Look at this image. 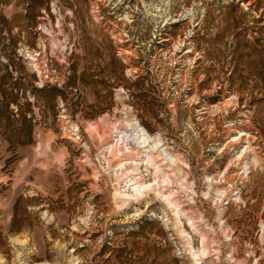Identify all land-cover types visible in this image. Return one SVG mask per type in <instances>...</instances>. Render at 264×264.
Listing matches in <instances>:
<instances>
[{
    "label": "rangeland",
    "instance_id": "374dc122",
    "mask_svg": "<svg viewBox=\"0 0 264 264\" xmlns=\"http://www.w3.org/2000/svg\"><path fill=\"white\" fill-rule=\"evenodd\" d=\"M228 1L0 0V264H264V0Z\"/></svg>",
    "mask_w": 264,
    "mask_h": 264
},
{
    "label": "trees",
    "instance_id": "16d2710c",
    "mask_svg": "<svg viewBox=\"0 0 264 264\" xmlns=\"http://www.w3.org/2000/svg\"><path fill=\"white\" fill-rule=\"evenodd\" d=\"M243 1H247V0H243ZM239 2V1H238ZM235 0H231L227 2V6L232 9V10H237L238 12H240L241 14L245 15L247 13V11L245 9H243V7L240 6V4ZM261 1L260 0H255L253 1L252 4L249 5V8L254 10V11H258L261 7ZM264 15V12H263ZM261 15V16H263ZM257 20H260V17H256Z\"/></svg>",
    "mask_w": 264,
    "mask_h": 264
},
{
    "label": "bare ground",
    "instance_id": "6f19581e",
    "mask_svg": "<svg viewBox=\"0 0 264 264\" xmlns=\"http://www.w3.org/2000/svg\"><path fill=\"white\" fill-rule=\"evenodd\" d=\"M141 133H140V131L138 130V129H135L134 130V136H136V137H140L139 135H140Z\"/></svg>",
    "mask_w": 264,
    "mask_h": 264
}]
</instances>
